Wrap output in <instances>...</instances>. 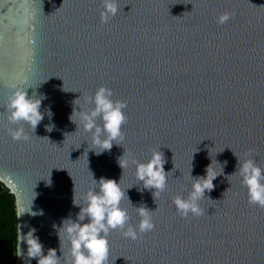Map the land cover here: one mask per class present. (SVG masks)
<instances>
[{"label":"water","instance_id":"95a60500","mask_svg":"<svg viewBox=\"0 0 264 264\" xmlns=\"http://www.w3.org/2000/svg\"><path fill=\"white\" fill-rule=\"evenodd\" d=\"M117 3L121 10L101 23V0H0V180L16 196L18 237L20 226L25 234L34 228L44 254L57 249L67 264L70 244L61 232L60 249L58 229L76 219L73 199L83 205L93 179L105 178L126 190L121 207L133 227L140 206L153 211L155 224L136 240L111 231L106 264H264V208L249 204L232 175L237 157L264 168V0ZM224 12L234 18L218 25ZM101 86L126 103L127 119L124 140L96 155L78 115L77 125L70 116L78 98L91 107L84 97ZM17 89L46 97L35 132L22 125L27 141L7 132L15 126L6 104ZM154 150L173 170L155 198L131 163L123 170L118 163L122 156L146 162ZM211 162L220 175L199 202L203 214L182 218L173 198H187L190 171L205 176ZM18 250L16 264H37L20 239Z\"/></svg>","mask_w":264,"mask_h":264},{"label":"clouds","instance_id":"9594fccd","mask_svg":"<svg viewBox=\"0 0 264 264\" xmlns=\"http://www.w3.org/2000/svg\"><path fill=\"white\" fill-rule=\"evenodd\" d=\"M101 3L103 8L100 14L101 23H107L121 10L117 0H101ZM234 15L229 12L221 13L216 22L218 25L226 24L234 18ZM113 95L112 89L101 86L93 95L84 97V103L91 106L86 110L79 105V98L73 102L75 106L79 107V111L74 107L70 120L73 115H78L79 125L73 120L72 122L77 127H82L85 133L90 134L92 144L100 149L99 152L95 151L96 155L110 151L114 143L119 145V142L125 138L122 127L127 119L124 114L126 103L113 100ZM45 98L44 96L36 98L35 94L30 97L27 89H17L8 97L6 119L9 125L15 127L7 128V132L14 141L29 139L23 124H27L35 132L37 126L44 119V113L40 111V108L42 100ZM52 115L49 109L48 116L51 118ZM53 127L54 125L46 126L47 131H52ZM252 151L249 150L246 157H250ZM122 157L118 161L120 168L123 170L131 163L135 167L136 179L142 182L144 189L154 190V198L166 190L168 175L173 174V170L165 171L166 160L161 151L154 150L151 158L146 162ZM224 164L226 165L227 161ZM236 174L241 177V184L247 189L249 204L264 208V168L257 163L255 158L241 160L237 157L236 172L232 175ZM189 175L193 183L187 198L180 195L173 198V204L182 218H187L190 214L194 217L203 214L199 202L206 198V192H211L214 189L213 181L220 174L212 168L211 162L206 168L205 176L193 178L191 171ZM93 183L96 187L84 193L83 205L76 203L73 199L74 206L80 207L76 219L73 220L70 217L64 219L62 226L58 229L60 249L62 245L61 232L64 233V238L70 244L67 264H106L110 250L108 236L111 231L119 230L125 238L136 240L139 235L150 232L155 227L152 219L153 211L148 210L145 206L137 207L140 217L138 225L133 227L129 223L130 216L127 209L121 207V201L127 196V193L126 190L121 189L120 183L116 180L100 178L99 181L93 179ZM29 213L32 216L43 215L42 210L32 212L30 209ZM86 219L88 222L83 223ZM35 231L33 228L25 234L22 233L20 226L21 235L18 239L21 240V243H26L27 257L36 259L37 264H61L57 249L49 248L47 254H44L43 244L34 235ZM23 253L18 250L17 256H23Z\"/></svg>","mask_w":264,"mask_h":264},{"label":"trees","instance_id":"16d2710c","mask_svg":"<svg viewBox=\"0 0 264 264\" xmlns=\"http://www.w3.org/2000/svg\"><path fill=\"white\" fill-rule=\"evenodd\" d=\"M18 252V214L16 196L0 180V264H16Z\"/></svg>","mask_w":264,"mask_h":264}]
</instances>
